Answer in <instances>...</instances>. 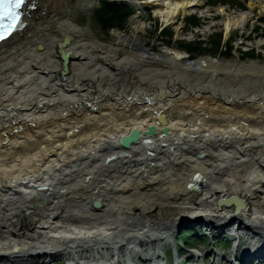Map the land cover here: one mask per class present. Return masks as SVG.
<instances>
[{"label": "bare ground", "instance_id": "obj_1", "mask_svg": "<svg viewBox=\"0 0 264 264\" xmlns=\"http://www.w3.org/2000/svg\"><path fill=\"white\" fill-rule=\"evenodd\" d=\"M139 1L164 21L204 3ZM29 2L0 43V263L167 264L184 217L262 257L264 62L128 50L86 35L84 0ZM219 11L226 33L249 19Z\"/></svg>", "mask_w": 264, "mask_h": 264}, {"label": "rangeland", "instance_id": "obj_2", "mask_svg": "<svg viewBox=\"0 0 264 264\" xmlns=\"http://www.w3.org/2000/svg\"><path fill=\"white\" fill-rule=\"evenodd\" d=\"M84 1H86L87 7L90 5L93 7L85 8L80 5L77 8L76 21L86 31L89 38H98L108 43L124 46L128 50L138 49L132 45V39H136L151 52L158 53L169 48H177L185 51L189 59L207 54L231 60L236 58L243 61L259 59L264 62V7L262 2L257 3L256 7L252 9L248 6L250 0H204L200 7H189L187 10L181 11L174 19L164 21L159 15H154L150 5L134 4L139 0ZM110 3H115V7H112ZM221 6L226 7L227 16L230 17L247 12L249 14L248 21L243 27L232 26L226 33V15L219 11ZM118 7L126 9L114 14L111 9ZM201 225L193 217L180 219L173 232L172 239H175V242L172 248L170 245L168 246L171 253L178 243L177 246L180 248L183 246L180 255L183 256L182 261L188 259V264H221L223 261L225 264L229 259H224L225 256L220 255H226L229 251L233 253L232 245L226 247L222 244L226 239L224 241L214 240L216 237L223 236L218 231H214L217 233L214 234L206 230L210 237L207 239L200 237L199 228L202 227ZM190 229L196 231L186 236L193 249H188L185 243L183 245V240H181L183 238H179L184 231ZM226 241L235 243L230 238ZM167 249L165 246L164 250ZM205 249L211 254L202 255L200 252ZM214 252H218L219 256H215ZM163 255V258L167 259L166 252L164 254L163 251ZM63 261L61 258L47 262L37 259L27 264H64ZM229 262L227 264L234 263L232 260ZM68 263L70 262L68 261Z\"/></svg>", "mask_w": 264, "mask_h": 264}, {"label": "snow or ice", "instance_id": "obj_3", "mask_svg": "<svg viewBox=\"0 0 264 264\" xmlns=\"http://www.w3.org/2000/svg\"><path fill=\"white\" fill-rule=\"evenodd\" d=\"M28 2L29 0H0V41L23 26V9Z\"/></svg>", "mask_w": 264, "mask_h": 264}, {"label": "water", "instance_id": "obj_4", "mask_svg": "<svg viewBox=\"0 0 264 264\" xmlns=\"http://www.w3.org/2000/svg\"><path fill=\"white\" fill-rule=\"evenodd\" d=\"M68 43H70V37L65 36L64 39H63V45H66V44H68ZM60 57H61V59H62V69H61L60 73H61V74H67V72H68V63H69L70 55H69L68 52H61ZM149 130H150L151 133H153V132H154V128H153V126H150V127H149ZM124 141H125V139L123 140V143H124ZM124 145H125V144H124ZM197 180L200 181V182H202L200 178H197ZM194 188H195V187H194ZM194 188L192 187L191 189L195 190ZM227 201H228V200H225L226 203H228ZM230 201H233V202H237V203H239V202L241 201V199H239V198H238V199H237V198H234V199H232V200H230ZM92 205H93L94 207L97 208V207L100 206V202H99L98 200H95V201L92 203ZM238 205H239V204H238ZM236 209H237V208H236ZM16 250H17V248H16Z\"/></svg>", "mask_w": 264, "mask_h": 264}, {"label": "trees", "instance_id": "obj_5", "mask_svg": "<svg viewBox=\"0 0 264 264\" xmlns=\"http://www.w3.org/2000/svg\"><path fill=\"white\" fill-rule=\"evenodd\" d=\"M108 2V1H107ZM110 4H112V7H115V3H110ZM108 6H109V4H107ZM122 9H126V8H113V9H111L112 10V12L115 14V13H119V12H123L122 11Z\"/></svg>", "mask_w": 264, "mask_h": 264}]
</instances>
